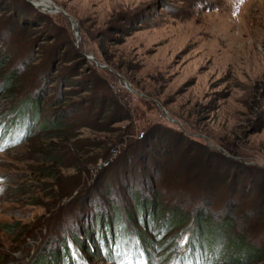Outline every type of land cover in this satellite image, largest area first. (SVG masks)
<instances>
[{"label": "rangeland", "instance_id": "rangeland-1", "mask_svg": "<svg viewBox=\"0 0 264 264\" xmlns=\"http://www.w3.org/2000/svg\"><path fill=\"white\" fill-rule=\"evenodd\" d=\"M55 258L264 264V0H0V264Z\"/></svg>", "mask_w": 264, "mask_h": 264}, {"label": "trees", "instance_id": "trees-1", "mask_svg": "<svg viewBox=\"0 0 264 264\" xmlns=\"http://www.w3.org/2000/svg\"><path fill=\"white\" fill-rule=\"evenodd\" d=\"M8 83H10V80L8 79ZM148 202L145 200V201H143V202H140L139 203V201H138V203L137 204H135L134 205V207H133V209H132V211H130L129 212V215H130V217H131V219L132 218H136V216H138V214H139V216H141V214L142 215H144V213L146 212V210L148 209ZM144 216H146V215H144ZM108 218H106V220L105 219H103V220H100V218L98 219V222L99 221H101V222H105V230L107 231V232H109L110 233V239L108 240V241H110V243H112L111 241L113 240H115V235H114V233H113V229H114V226L112 227L111 226V224H110V222L107 220ZM199 219H200V221L202 222V229H204V227H206V223H207V221H206V217L204 216V215H200L199 216ZM144 220H146V221H148V219L145 217V219ZM174 220L175 221H179V219L177 218V217H175L174 218ZM175 224V223H174ZM125 236H126V232H125ZM139 236H140V234H139ZM119 237V236H118ZM103 239V238H102ZM107 241V240H106ZM139 241H143L142 242V246H143V248L144 249H147V252H148V254L150 253L149 252V250L148 249H150L151 250V252L152 251H154V248L152 247L153 246V244H152V242H149L148 240H144V239H139ZM233 241V240H232ZM234 241H237V244H234V246H236V255L237 256H240V253L242 252H246L247 251V255H252L253 257H254V255L255 254H257L258 252H259V250L257 249V248H255V247H251V246H249V244H247L245 241H242L241 240V238L239 237L238 239H236V240H234ZM109 243V242H108ZM80 246H81V248H83V246L80 244ZM250 255V256H251ZM41 258H38L36 261H38V260H40ZM46 259V257H43V259H42V261L43 260H45ZM70 259V261H72L73 262V260L71 259V258H69ZM227 259H229V258H223L222 260H227ZM55 260H56V258H55ZM118 260H119V257H118ZM233 261H234V259H233ZM235 261H239L238 259H236ZM37 263V262H36ZM35 263V264H36ZM60 262H59V259H57L56 260V264H59ZM38 264H39V262H38ZM48 264H50V262L48 263Z\"/></svg>", "mask_w": 264, "mask_h": 264}, {"label": "bare ground", "instance_id": "bare-ground-1", "mask_svg": "<svg viewBox=\"0 0 264 264\" xmlns=\"http://www.w3.org/2000/svg\"><path fill=\"white\" fill-rule=\"evenodd\" d=\"M41 2H42V0H41Z\"/></svg>", "mask_w": 264, "mask_h": 264}]
</instances>
